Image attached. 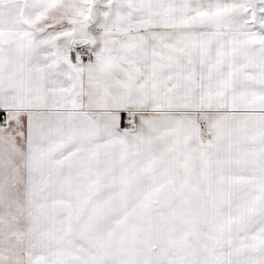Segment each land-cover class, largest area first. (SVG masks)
Returning <instances> with one entry per match:
<instances>
[{
  "label": "snow or ice",
  "instance_id": "6c2138e0",
  "mask_svg": "<svg viewBox=\"0 0 264 264\" xmlns=\"http://www.w3.org/2000/svg\"><path fill=\"white\" fill-rule=\"evenodd\" d=\"M0 264H264V0H0Z\"/></svg>",
  "mask_w": 264,
  "mask_h": 264
}]
</instances>
